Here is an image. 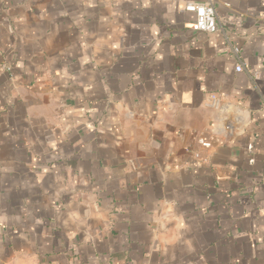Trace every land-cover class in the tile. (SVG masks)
<instances>
[{"label":"crops","instance_id":"crops-1","mask_svg":"<svg viewBox=\"0 0 264 264\" xmlns=\"http://www.w3.org/2000/svg\"><path fill=\"white\" fill-rule=\"evenodd\" d=\"M203 1L0 0V264H264V0Z\"/></svg>","mask_w":264,"mask_h":264},{"label":"built area","instance_id":"built-area-1","mask_svg":"<svg viewBox=\"0 0 264 264\" xmlns=\"http://www.w3.org/2000/svg\"><path fill=\"white\" fill-rule=\"evenodd\" d=\"M182 10L185 12H190L195 15V21L192 24L191 28L195 32L211 34L218 30V19L217 15L211 0H205L203 2H186L182 7ZM234 53H238V48H233ZM237 73L242 71V68L239 64L235 67ZM205 106L218 110L221 107V98L216 94H211L208 97V100L205 102ZM201 146L208 147L207 142L199 141Z\"/></svg>","mask_w":264,"mask_h":264}]
</instances>
